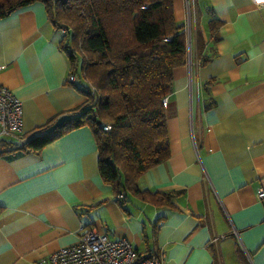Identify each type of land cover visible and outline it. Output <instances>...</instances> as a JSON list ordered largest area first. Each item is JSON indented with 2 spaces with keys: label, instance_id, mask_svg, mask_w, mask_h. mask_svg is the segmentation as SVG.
<instances>
[{
  "label": "crops",
  "instance_id": "1",
  "mask_svg": "<svg viewBox=\"0 0 264 264\" xmlns=\"http://www.w3.org/2000/svg\"><path fill=\"white\" fill-rule=\"evenodd\" d=\"M173 7L181 24L190 15V43L166 97L170 156L137 181L140 190L180 192L173 207L119 199L99 174L92 129L82 125L38 152L0 155V264H43L75 242L80 225L127 238L139 252L157 249L162 264H264V201L256 197L264 186V5ZM60 33L41 2L0 18V84L22 102L24 136L87 102Z\"/></svg>",
  "mask_w": 264,
  "mask_h": 264
},
{
  "label": "trees",
  "instance_id": "2",
  "mask_svg": "<svg viewBox=\"0 0 264 264\" xmlns=\"http://www.w3.org/2000/svg\"><path fill=\"white\" fill-rule=\"evenodd\" d=\"M34 2L44 5L55 30L66 28L58 47L69 75L87 81L86 88L78 87L87 102L67 117L50 118L35 134L0 142V155L38 152L88 125L99 152V174L114 194L173 207L172 197L180 192L137 186L141 175L170 156L164 98L172 91L174 68L188 59L186 31L174 18L173 0H0V18ZM219 23L212 18L209 27L216 30Z\"/></svg>",
  "mask_w": 264,
  "mask_h": 264
},
{
  "label": "built area",
  "instance_id": "3",
  "mask_svg": "<svg viewBox=\"0 0 264 264\" xmlns=\"http://www.w3.org/2000/svg\"><path fill=\"white\" fill-rule=\"evenodd\" d=\"M256 5H264V0H252ZM189 15V14H187ZM190 37L189 16L184 27ZM65 32L66 28H62ZM2 68V66H0ZM167 101V98H164ZM103 130L108 131L110 125L99 122ZM22 133V102L8 87L0 84V136L18 137ZM117 197L121 199L122 193ZM256 197L264 201V186L256 190ZM43 264H162L159 250L139 252L124 237L113 239L105 232L97 231L89 226L80 225L75 242L63 246L41 260Z\"/></svg>",
  "mask_w": 264,
  "mask_h": 264
},
{
  "label": "rangeland",
  "instance_id": "4",
  "mask_svg": "<svg viewBox=\"0 0 264 264\" xmlns=\"http://www.w3.org/2000/svg\"><path fill=\"white\" fill-rule=\"evenodd\" d=\"M187 16H189V20H190V15H187ZM189 23H190V21H189ZM186 24H187V20H186ZM186 24H184V27L186 26ZM77 83H78V85H80V86H88V83H87V81L84 79V78H82V77H77Z\"/></svg>",
  "mask_w": 264,
  "mask_h": 264
},
{
  "label": "water",
  "instance_id": "5",
  "mask_svg": "<svg viewBox=\"0 0 264 264\" xmlns=\"http://www.w3.org/2000/svg\"><path fill=\"white\" fill-rule=\"evenodd\" d=\"M189 38H190V37L187 36L188 53H189V43H190V39H189Z\"/></svg>",
  "mask_w": 264,
  "mask_h": 264
}]
</instances>
